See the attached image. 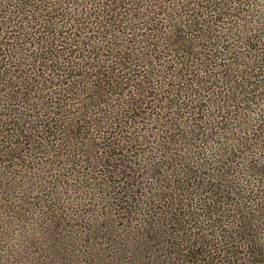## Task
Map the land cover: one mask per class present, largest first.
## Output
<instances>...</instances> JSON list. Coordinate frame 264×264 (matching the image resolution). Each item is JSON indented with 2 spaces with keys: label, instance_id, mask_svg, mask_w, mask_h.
<instances>
[{
  "label": "trees",
  "instance_id": "trees-1",
  "mask_svg": "<svg viewBox=\"0 0 264 264\" xmlns=\"http://www.w3.org/2000/svg\"><path fill=\"white\" fill-rule=\"evenodd\" d=\"M0 264H264V0H0Z\"/></svg>",
  "mask_w": 264,
  "mask_h": 264
},
{
  "label": "rangeland",
  "instance_id": "rangeland-1",
  "mask_svg": "<svg viewBox=\"0 0 264 264\" xmlns=\"http://www.w3.org/2000/svg\"><path fill=\"white\" fill-rule=\"evenodd\" d=\"M36 173H38V172H36ZM41 174V175H40ZM38 175V174H37ZM40 176V177H39ZM32 177H34V176H32ZM37 177H39L40 178V180L42 181V170H41V172L39 173V175L37 176ZM45 179V178H44ZM39 180V181H40ZM41 188H43V187H41L40 185H38V188L37 189H41ZM36 189V188H35ZM56 204H57V202H56ZM59 205H58V207L57 208H55L54 210H57V209H63V210H66V209H64V205H63V203H62V201L60 202V203H58ZM70 212H71V210H70ZM61 213V212H60ZM59 213V214H60ZM67 214H69V209H68V211L66 212ZM39 218H40V216H38ZM44 217H46V216H44ZM46 221V220H45ZM44 221V222H45ZM16 224H18V223H16ZM16 228V230H18L19 232L18 233H16V231H14V233L13 234H10V236H11V238L12 239H14V240H20V242L22 241V242H25V240L24 239H21L20 237H22L23 235H25V234H23V232L24 231H20V229H17V226L15 227ZM61 229V227L59 228V231H57V233L58 234H44L43 235V237L40 235V237H42L43 239H42V241L43 242H46V246L47 247H49V245L52 247V249L53 250H59L60 248H64V245H61V243L62 242H70V247H69V249L70 250H72V248H76V246L77 247H79L80 245L78 244V242H79V240H77V238H79V236L81 235V234H64L65 233V230H60ZM59 232L61 233V234H59ZM87 235H89V234H87ZM25 236H27V234L25 235ZM44 236H46L45 238H44ZM82 236V235H81ZM72 242V243H71ZM24 245V244H23ZM69 246V245H68ZM54 247H55V249H54Z\"/></svg>",
  "mask_w": 264,
  "mask_h": 264
}]
</instances>
